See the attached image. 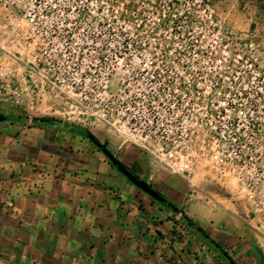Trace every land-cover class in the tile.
Segmentation results:
<instances>
[{"label":"built area","instance_id":"1","mask_svg":"<svg viewBox=\"0 0 264 264\" xmlns=\"http://www.w3.org/2000/svg\"><path fill=\"white\" fill-rule=\"evenodd\" d=\"M194 1L183 19H153L123 0H0V47L39 91L167 171L245 172L250 213L264 218V64Z\"/></svg>","mask_w":264,"mask_h":264},{"label":"crops","instance_id":"2","mask_svg":"<svg viewBox=\"0 0 264 264\" xmlns=\"http://www.w3.org/2000/svg\"><path fill=\"white\" fill-rule=\"evenodd\" d=\"M1 109L0 264H212L211 254L219 264H257L242 199L222 200L212 183L189 194L185 179L115 138L118 159L172 208L121 174L89 129Z\"/></svg>","mask_w":264,"mask_h":264},{"label":"rangeland","instance_id":"3","mask_svg":"<svg viewBox=\"0 0 264 264\" xmlns=\"http://www.w3.org/2000/svg\"><path fill=\"white\" fill-rule=\"evenodd\" d=\"M123 1L129 7L135 6V8L141 7L142 9L143 7L147 9L150 11L153 19H157L158 17L163 18L164 14V19L169 18V16L173 19H183L184 15L188 13L189 6L192 7L194 4L199 3L194 0ZM111 4H113L112 1ZM203 5L205 7L209 6L214 11V19L220 21L222 28L232 31L244 40L252 39L256 44L254 49L255 56L258 57V61L261 64H264V0H204ZM3 46L6 49L7 45ZM5 49L0 47V72L7 71L9 74L0 76L1 110H7L5 109L6 106L13 107L16 115L28 117L31 120L37 119L39 121L41 118H53L58 121H64L73 127L89 129L96 137L104 140L111 154L118 158L116 152L119 150H117V145L114 144V139L119 138L113 132L108 131L103 125L89 126V119L86 118L87 114H84V108L71 107V102H68L69 99L64 94L57 96V93L51 89L39 91L35 86L40 81L38 80V76L29 77L23 75L22 64L12 58ZM154 163L156 162L154 161ZM204 163L205 166L201 165L188 178L180 174L168 172L171 175H177L186 180L189 194H196L199 187L212 183L216 192H223L221 193L223 195L221 197L222 200L230 201L231 196L238 197L244 201L241 207H245L246 203L250 210H255V206H250V203H248L247 192L240 187V180L245 178V172L239 169H228L220 173L212 165L206 164L205 161ZM188 179L195 186H191ZM151 186L158 190L153 185ZM217 187H220L221 190L218 191ZM203 197L206 201H209L214 196L206 195ZM214 203V200H212L211 206ZM249 219H252L249 224L256 227L254 229L257 246L254 258L257 264H264V218L257 214L251 215ZM214 252L218 255L216 250ZM211 256L213 257L211 258V263L219 264L214 254H211Z\"/></svg>","mask_w":264,"mask_h":264},{"label":"water","instance_id":"4","mask_svg":"<svg viewBox=\"0 0 264 264\" xmlns=\"http://www.w3.org/2000/svg\"><path fill=\"white\" fill-rule=\"evenodd\" d=\"M5 116H0V120L5 119ZM101 143L97 142L96 145L99 146ZM104 153L108 156V158L111 160V163L116 167V169L123 174L131 183H133L135 186H137L139 189H141L143 192L147 193L151 197L161 201L162 197L158 193V191L153 188L149 183H147L145 180L138 177L134 172L129 170L127 166L122 163L118 158H116L111 153H108L107 150L104 151Z\"/></svg>","mask_w":264,"mask_h":264},{"label":"trees","instance_id":"5","mask_svg":"<svg viewBox=\"0 0 264 264\" xmlns=\"http://www.w3.org/2000/svg\"><path fill=\"white\" fill-rule=\"evenodd\" d=\"M46 119H47V118H46ZM43 120H45V119L43 118ZM85 134H86V136H87L92 142H94L95 144H96L97 142H100V141L98 140V138H97L94 134H92L90 131H86ZM98 147H99L100 150H102L103 152H104L105 150H107L108 153H111V152L109 151V149L107 148L106 144H102V143H101ZM127 168H128L129 170H131L132 172H134V170H133L130 166H127ZM158 193H159L160 196L162 197V201H163V202H166V203H168L172 208H175V205H174L171 201H168V200L164 197V195L161 194L160 192H158ZM187 219H188L189 221H191L192 224H195L191 219H189V218H187ZM196 227H197L199 230H203L202 227H201L199 224H196ZM225 255L228 256L227 253H225ZM233 264H237V263L233 262Z\"/></svg>","mask_w":264,"mask_h":264},{"label":"flooded vegetation","instance_id":"6","mask_svg":"<svg viewBox=\"0 0 264 264\" xmlns=\"http://www.w3.org/2000/svg\"><path fill=\"white\" fill-rule=\"evenodd\" d=\"M108 148V147H107ZM110 151V150H109ZM111 152V151H110ZM121 161V160H120ZM122 162V161H121ZM127 166V165H126Z\"/></svg>","mask_w":264,"mask_h":264}]
</instances>
